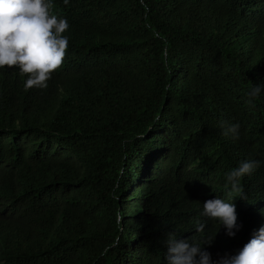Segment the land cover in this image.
<instances>
[{"label": "trees", "instance_id": "obj_1", "mask_svg": "<svg viewBox=\"0 0 264 264\" xmlns=\"http://www.w3.org/2000/svg\"><path fill=\"white\" fill-rule=\"evenodd\" d=\"M52 5L69 47L47 87L0 68V264H167L168 233L236 254L264 225V0ZM244 160L230 237L203 202Z\"/></svg>", "mask_w": 264, "mask_h": 264}, {"label": "clouds", "instance_id": "obj_2", "mask_svg": "<svg viewBox=\"0 0 264 264\" xmlns=\"http://www.w3.org/2000/svg\"><path fill=\"white\" fill-rule=\"evenodd\" d=\"M68 3L69 0H64V4ZM52 7V0H0V68L18 67L20 75L27 76L23 85L25 91L46 88L52 74L61 67L69 47V38L63 33L70 25L67 19L50 15ZM261 92L262 86H251L246 93L247 103L254 107ZM221 127L225 136L239 138L238 123H222ZM259 166L258 160L241 161L226 175L230 185L228 200L217 197L203 202L202 214L218 220L230 237L241 227L232 201L237 196L247 200L241 179ZM203 229L204 225H200L197 231ZM166 244L167 264H264V225L253 232L252 238L236 254L220 256L215 262L201 246L188 239H177L172 233L167 234Z\"/></svg>", "mask_w": 264, "mask_h": 264}]
</instances>
